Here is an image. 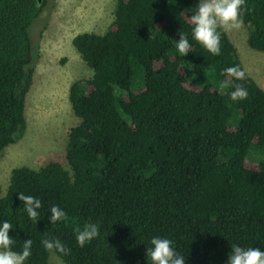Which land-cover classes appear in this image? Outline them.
Returning a JSON list of instances; mask_svg holds the SVG:
<instances>
[{
  "label": "trees",
  "instance_id": "trees-1",
  "mask_svg": "<svg viewBox=\"0 0 264 264\" xmlns=\"http://www.w3.org/2000/svg\"><path fill=\"white\" fill-rule=\"evenodd\" d=\"M198 2L114 0L103 34L72 39L92 75L69 87L78 123L67 134V168H15L0 197V227L13 225V250L32 240L25 264H49L50 254L64 264H152L146 249L157 236L171 240L185 264H227L233 244L264 251V91L224 29L219 55L194 40ZM44 3L0 0V154L25 131L38 59L29 33ZM246 6L247 46L264 55V0ZM181 31L191 44L185 56L175 46ZM231 66L246 78L222 75ZM235 84L247 99H231ZM251 151L258 162L248 161ZM19 193L41 201L37 221ZM53 205L67 220L50 222ZM86 223L98 224L100 235L80 247L76 228ZM48 238L70 253L46 250Z\"/></svg>",
  "mask_w": 264,
  "mask_h": 264
},
{
  "label": "rangeland",
  "instance_id": "rangeland-1",
  "mask_svg": "<svg viewBox=\"0 0 264 264\" xmlns=\"http://www.w3.org/2000/svg\"><path fill=\"white\" fill-rule=\"evenodd\" d=\"M114 4V0H45L29 33L38 59L25 99L26 127L23 136L0 154V197L15 168L37 170L49 162L67 168V134L78 123L68 101L69 87L92 75L71 41L80 33L103 34L113 21ZM225 32L245 72L264 91V55L247 46V26ZM230 125H234L232 121ZM253 154L255 151L249 153L250 163L259 161ZM49 264L64 263L50 254Z\"/></svg>",
  "mask_w": 264,
  "mask_h": 264
},
{
  "label": "clouds",
  "instance_id": "clouds-1",
  "mask_svg": "<svg viewBox=\"0 0 264 264\" xmlns=\"http://www.w3.org/2000/svg\"><path fill=\"white\" fill-rule=\"evenodd\" d=\"M171 2V0H170ZM242 9L247 11L246 0H199L195 11L190 17L193 25L192 36L196 42L201 44L208 52L219 55L221 52V33L219 29L239 30L243 25L241 18ZM178 52L185 56L190 52L191 44L187 35L181 31L179 40L176 41ZM222 75L240 81L246 78L245 72L239 66H231L224 69ZM230 83L225 80L220 87H229ZM234 91L230 93L233 101L245 100L248 91L242 84L233 85ZM19 199L24 203V209L28 217L37 221L39 216L38 209L42 207L41 201L31 195L19 193ZM51 223L67 220L66 212L58 205L50 208ZM13 225L9 221H4L0 227V264H25L31 255L32 240L24 241L22 251H14V239L9 236V230ZM99 225L86 223L83 227L76 228V242L80 247L90 243L100 235ZM152 247L146 249V256L152 264H185L186 257L179 254L172 246L173 242L167 238L153 237L150 241ZM46 250H57L64 254H69L70 249L66 248L59 239L48 238L42 240ZM227 264H264V251L259 248H243L233 244Z\"/></svg>",
  "mask_w": 264,
  "mask_h": 264
}]
</instances>
